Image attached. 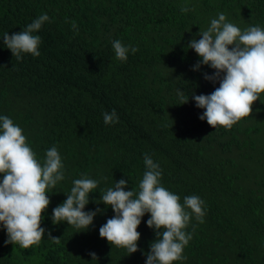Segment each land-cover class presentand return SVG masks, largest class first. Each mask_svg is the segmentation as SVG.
<instances>
[{
	"label": "trees",
	"instance_id": "obj_1",
	"mask_svg": "<svg viewBox=\"0 0 264 264\" xmlns=\"http://www.w3.org/2000/svg\"><path fill=\"white\" fill-rule=\"evenodd\" d=\"M185 5L190 11L182 13ZM220 12L242 31L264 28V0H0V116L23 129L41 163L56 146L65 166V179L49 193L45 236L24 249L6 244L0 225V264H146L156 239L147 225L151 214L143 216L138 251L129 255L100 237L115 213L95 203L99 191L122 178L129 181L125 190L138 191L145 153L161 165V183L181 203L190 195L205 201L204 222L193 217L186 229L193 237L187 259L173 264H264V102L258 99L252 115L230 129L214 128L199 118L205 110L190 96L219 87L204 78L214 69L193 70L201 57L186 46ZM44 13L49 21L35 33L42 37L40 56L16 60L3 34L22 31ZM116 39L138 51L117 60ZM178 90L189 102L179 104ZM113 109L119 123L107 125L103 113ZM82 174L100 181L85 211H105L77 232L66 221L54 224L52 210Z\"/></svg>",
	"mask_w": 264,
	"mask_h": 264
},
{
	"label": "clouds",
	"instance_id": "obj_2",
	"mask_svg": "<svg viewBox=\"0 0 264 264\" xmlns=\"http://www.w3.org/2000/svg\"><path fill=\"white\" fill-rule=\"evenodd\" d=\"M188 11V6L181 7L182 13ZM48 21V14L44 13L22 31L3 34L4 45L16 60H22V54L40 56L42 37L35 33ZM71 27L78 31L75 21ZM197 35L200 38L191 39L186 46L201 57L193 70H200L202 65L214 69L212 74L205 72L204 78L213 83L219 81V87L210 94L191 93L190 96L196 107L205 110L199 117L201 120L214 128L219 125L230 129L242 118L252 115L258 99L264 102L261 99L264 93V28L250 25L242 31L220 12L211 19L207 29H200ZM112 48L121 62L127 61L129 52L138 51L119 39L112 41ZM177 95L180 105L189 102L190 96H185L183 91L178 90ZM103 120L107 125L119 123L116 110L104 112ZM64 167L56 146L46 150L41 163L23 129L9 116H0V173L4 174L0 181V225L7 232L6 244L28 249L40 243L46 232L41 223L51 203L49 193L57 192L54 190L56 185L65 179ZM144 168L138 191L134 187L125 190L129 181L123 178L113 187L99 191L101 195L95 203L110 206L115 213L100 227V237L106 238L112 246L126 248L131 255L138 251L141 233L137 229L145 213H150L147 225L155 230L156 239L150 243V251L145 253L146 264H173L185 260L184 249L193 238L186 229L193 217L199 223L204 222L205 201L190 195L181 203L178 194L163 186L161 165L147 153L144 154ZM99 183L87 174L74 179L70 191L64 192L66 199L52 210L53 223L66 221L78 229L77 232L87 231L97 214L105 211L99 207L85 211L90 194ZM48 237L55 243L60 241L51 232ZM90 255L93 260L97 258L95 252Z\"/></svg>",
	"mask_w": 264,
	"mask_h": 264
}]
</instances>
